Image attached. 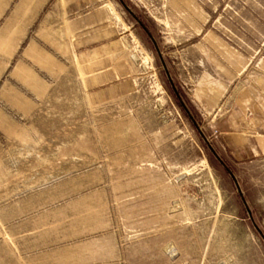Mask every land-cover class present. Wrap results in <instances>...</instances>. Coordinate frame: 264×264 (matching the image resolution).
Wrapping results in <instances>:
<instances>
[{
	"label": "rangeland",
	"instance_id": "1",
	"mask_svg": "<svg viewBox=\"0 0 264 264\" xmlns=\"http://www.w3.org/2000/svg\"><path fill=\"white\" fill-rule=\"evenodd\" d=\"M44 13L57 51L0 62L6 264H264V0Z\"/></svg>",
	"mask_w": 264,
	"mask_h": 264
},
{
	"label": "crops",
	"instance_id": "2",
	"mask_svg": "<svg viewBox=\"0 0 264 264\" xmlns=\"http://www.w3.org/2000/svg\"><path fill=\"white\" fill-rule=\"evenodd\" d=\"M44 8L45 0H0V62L10 63L15 60L18 53L28 55L55 52V37L56 45L59 44V19L55 20L54 14L46 16ZM46 44L52 45L53 48L45 49ZM246 130H248L246 127L240 126L239 129L236 128L234 132L230 130L227 134L234 135V139L239 141L247 135L243 133ZM249 137H252V133ZM255 140L254 149L264 154V138ZM0 248L6 249V245ZM6 261L7 257L4 258L0 253V264H6Z\"/></svg>",
	"mask_w": 264,
	"mask_h": 264
},
{
	"label": "trees",
	"instance_id": "3",
	"mask_svg": "<svg viewBox=\"0 0 264 264\" xmlns=\"http://www.w3.org/2000/svg\"><path fill=\"white\" fill-rule=\"evenodd\" d=\"M175 95L179 101V103L181 104V106L183 107L184 104L182 102V100L180 99L179 95L177 94V92H175ZM207 147L209 148V150L213 153V155L215 156V158L218 159L219 163L222 165V167L226 170L227 173H229V175L233 178V175L232 173L230 172V170L224 165V163L219 159V157L214 153L213 149L210 147L209 144H207ZM249 217L250 219L252 220L251 218V214L249 212ZM253 221V220H252ZM253 227L255 228L256 232L261 236V238H263L264 240V235L262 234V232L260 231V229L256 226V224L253 222Z\"/></svg>",
	"mask_w": 264,
	"mask_h": 264
},
{
	"label": "water",
	"instance_id": "4",
	"mask_svg": "<svg viewBox=\"0 0 264 264\" xmlns=\"http://www.w3.org/2000/svg\"><path fill=\"white\" fill-rule=\"evenodd\" d=\"M122 2V1H121ZM122 4H123V6H124V8L130 13V14H132L131 13V11L128 9V7L127 6H125L124 5V3L122 2ZM139 23H140V21H138ZM141 24V23H140ZM151 41H152V43H153V45L155 46V42H154V40L151 38ZM155 49H156V52L158 53V55H159V51H158V48L155 46ZM162 66H163V68H164V70H166V68H165V65H164V63H162ZM167 74V76H168V73H166ZM184 107V106H183ZM185 109V108H184ZM185 111H186V109H185ZM247 212H248V214H249V210L247 209ZM263 239V238H262Z\"/></svg>",
	"mask_w": 264,
	"mask_h": 264
}]
</instances>
